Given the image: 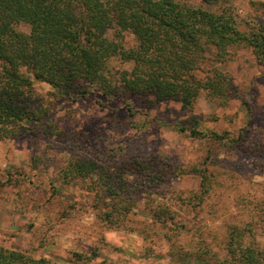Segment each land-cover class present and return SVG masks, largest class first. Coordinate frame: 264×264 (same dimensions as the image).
<instances>
[{"label": "rangeland", "instance_id": "1", "mask_svg": "<svg viewBox=\"0 0 264 264\" xmlns=\"http://www.w3.org/2000/svg\"><path fill=\"white\" fill-rule=\"evenodd\" d=\"M252 1L220 3L232 4L248 31L264 22ZM221 67L233 82L227 102L203 92L184 108L178 100L92 92L54 105L53 125L71 136L0 139V246L61 264H199L188 249L236 264L228 244L238 227L245 246L264 250V63L243 46ZM75 158L95 160L93 177L119 191L129 209L108 197L98 203L92 178H63ZM163 168L173 177L153 179ZM166 214L173 219L163 222Z\"/></svg>", "mask_w": 264, "mask_h": 264}, {"label": "trees", "instance_id": "2", "mask_svg": "<svg viewBox=\"0 0 264 264\" xmlns=\"http://www.w3.org/2000/svg\"><path fill=\"white\" fill-rule=\"evenodd\" d=\"M201 3L0 0V139L71 136L72 132L53 125L54 105L92 92L107 98L135 95L153 96V102L178 100L184 108L192 106L203 92L227 102L233 82L221 64L243 46L264 63V22L243 31L232 4L222 6L220 0ZM252 3L264 9V0ZM21 23L30 30H21ZM117 62L121 64L118 68ZM39 82L51 89L44 94ZM196 133V128L191 130ZM62 171L63 178H92L98 203L107 204L108 197L111 206L129 209L119 191L93 177L99 173L95 160L75 158ZM172 173V168H163L153 179L169 180ZM168 211L165 208L162 214ZM168 219L173 216L166 214L163 222ZM244 235L238 227L231 231L228 252L233 260L236 264H264V250L245 246ZM176 246L179 251L183 244ZM185 251L193 253L199 264H219L209 262L202 251ZM83 258L79 254L78 260ZM0 264L61 263L0 246Z\"/></svg>", "mask_w": 264, "mask_h": 264}]
</instances>
